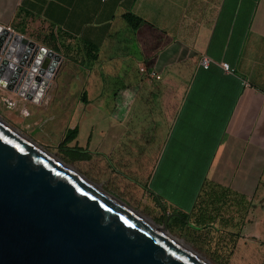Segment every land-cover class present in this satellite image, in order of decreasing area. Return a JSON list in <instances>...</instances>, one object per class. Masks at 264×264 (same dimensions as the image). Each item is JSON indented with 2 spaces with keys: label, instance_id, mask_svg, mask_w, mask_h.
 Masks as SVG:
<instances>
[{
  "label": "crops",
  "instance_id": "obj_1",
  "mask_svg": "<svg viewBox=\"0 0 264 264\" xmlns=\"http://www.w3.org/2000/svg\"><path fill=\"white\" fill-rule=\"evenodd\" d=\"M127 12L145 22L131 27ZM0 25L68 52L97 47L64 111L168 125L147 190L212 241L264 254V0H0Z\"/></svg>",
  "mask_w": 264,
  "mask_h": 264
},
{
  "label": "water",
  "instance_id": "obj_2",
  "mask_svg": "<svg viewBox=\"0 0 264 264\" xmlns=\"http://www.w3.org/2000/svg\"><path fill=\"white\" fill-rule=\"evenodd\" d=\"M8 37L7 58L23 42L37 61L28 72L22 59L14 72L0 60V83L14 90L19 82V94L40 103L63 56L2 25L0 50ZM161 205L158 224L0 118V264H213L171 234L174 214Z\"/></svg>",
  "mask_w": 264,
  "mask_h": 264
},
{
  "label": "rangeland",
  "instance_id": "obj_3",
  "mask_svg": "<svg viewBox=\"0 0 264 264\" xmlns=\"http://www.w3.org/2000/svg\"><path fill=\"white\" fill-rule=\"evenodd\" d=\"M31 37L29 39L38 44H48L47 39L41 35L35 34ZM79 52L80 50L72 49L70 52L65 50L64 54L60 53L63 60L50 86L48 95L51 98H45L42 104L20 101L16 109L8 108L0 98V118L140 214L162 224L165 212L161 203L169 214L173 211L169 210L167 204L152 196L147 187H150L154 171L157 169L158 152L168 132V125L163 122L156 124L146 118L141 122L140 114L134 113L129 114L134 117L132 121L124 120L121 124L120 117H125V114L113 113L108 107L93 106L91 110L65 112L62 104L78 99L85 83L86 60L84 54ZM26 109L30 112L29 116L24 114ZM78 124L83 128L78 138L79 145L92 151L91 157L86 160H73L59 148L67 128H74ZM39 126L41 130L38 129ZM91 131L93 137L88 144ZM112 133H118L119 137L115 138ZM74 145L76 144L69 146ZM172 220L173 217L170 221ZM186 228L185 231L180 230L175 226L170 227L169 223L172 235L190 245L213 264H264V254L252 251L250 246L234 250L230 243L212 241L208 231L202 234L191 225Z\"/></svg>",
  "mask_w": 264,
  "mask_h": 264
},
{
  "label": "built area",
  "instance_id": "obj_4",
  "mask_svg": "<svg viewBox=\"0 0 264 264\" xmlns=\"http://www.w3.org/2000/svg\"><path fill=\"white\" fill-rule=\"evenodd\" d=\"M9 29L11 30V32L14 31L10 27H9ZM12 43H13V38H10V37H8L7 40L3 43L1 50H0V60L1 61L7 58L6 54L10 53ZM35 50H36L35 48H31L29 46V44H27V43L18 42L17 46H15L14 50L11 53V57L7 58L9 60V62L11 63V65L13 66L12 71L15 72L17 70V67L20 65V61L22 59H24L26 61V64L23 65V67H22L23 70L31 72L32 66H34L35 62L37 61L38 52L35 53ZM46 61H49V57L47 55L44 56V58L42 60V64H43V66H45L46 70H48L49 69L48 66H50V62L47 63ZM200 61H201V65L206 69L209 68L211 63H212L211 58L209 56H206V55L202 56ZM221 66L223 67V69L226 72L235 73V70L230 66L229 63L222 62ZM58 69H59V67L57 68V71H58ZM140 70L142 72H147L150 76L160 78V75H158L154 69L148 70V68L146 66H142L140 68ZM57 71L55 73V76L57 74ZM37 74L38 73L36 72V75ZM4 76L7 78H10L12 76V74L9 75V73H5ZM5 77H2L3 82H5L4 81ZM42 77L44 78V75H42ZM54 77L52 78V80L54 79ZM52 80L50 82V86H51ZM247 85H249V84L247 83ZM50 86L48 87V90L50 89ZM15 88L17 90L16 89L10 90L3 83H0V98H1L2 102L4 103V105H6L10 109H16V108H18L20 101H28L30 103H35L34 100H30V99L26 98L25 96H21L19 94V91L22 89V84L17 82L15 84ZM48 90L44 94V97L41 98L40 103H35V104H42L44 102V99L47 98V96H48ZM27 92L31 93L33 95V97H36L37 91L33 92L31 89H28ZM24 114L26 116H29L30 115L29 110L26 109L24 111Z\"/></svg>",
  "mask_w": 264,
  "mask_h": 264
},
{
  "label": "trees",
  "instance_id": "obj_5",
  "mask_svg": "<svg viewBox=\"0 0 264 264\" xmlns=\"http://www.w3.org/2000/svg\"><path fill=\"white\" fill-rule=\"evenodd\" d=\"M124 19L133 28H138L142 23L145 22L143 18L137 16L133 12H127L126 14H124ZM45 39H47V43H48L47 46L50 45L49 47H51V49H53L54 51L58 53H63L65 52V50H67L64 49V47L60 42H58L57 36L49 35L45 37ZM84 57L85 60L87 61H91V59L96 60L98 57V48L88 44V47L84 49ZM79 134H80V127L78 125L75 126L74 128H69L66 131L63 140L59 144V148L62 151L66 152L73 160H86L91 157L90 153L92 151H90L87 148L81 147L78 144L72 147L69 146L71 143L76 141V139L79 137ZM156 199L159 202H161L159 198ZM187 222H188L187 216L174 214L173 220L170 221V227L175 226L180 230H184V228H186L187 226Z\"/></svg>",
  "mask_w": 264,
  "mask_h": 264
},
{
  "label": "bare ground",
  "instance_id": "obj_6",
  "mask_svg": "<svg viewBox=\"0 0 264 264\" xmlns=\"http://www.w3.org/2000/svg\"><path fill=\"white\" fill-rule=\"evenodd\" d=\"M69 165V164H68ZM70 166V165H69ZM72 169H74L72 166H70ZM75 170V169H74ZM77 171V170H76ZM78 172V171H77ZM81 174V173H80ZM180 242L182 243V244H184V245H186L187 247H190V245H188V244H186L184 241H182V240H180ZM191 248V247H190ZM197 252V251H196ZM198 253V252H197ZM201 257H205V256H203V255H201L200 253H198ZM206 258V257H205Z\"/></svg>",
  "mask_w": 264,
  "mask_h": 264
},
{
  "label": "flooded vegetation",
  "instance_id": "obj_7",
  "mask_svg": "<svg viewBox=\"0 0 264 264\" xmlns=\"http://www.w3.org/2000/svg\"><path fill=\"white\" fill-rule=\"evenodd\" d=\"M111 165H112V163H111ZM164 218H165V216H164ZM169 223H170V221H169Z\"/></svg>",
  "mask_w": 264,
  "mask_h": 264
}]
</instances>
